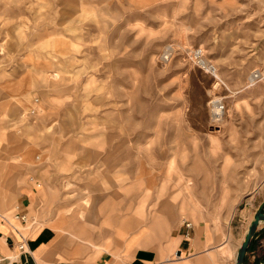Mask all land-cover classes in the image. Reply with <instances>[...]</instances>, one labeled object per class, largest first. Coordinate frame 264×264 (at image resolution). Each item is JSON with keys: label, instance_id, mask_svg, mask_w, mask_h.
I'll return each mask as SVG.
<instances>
[{"label": "rangeland", "instance_id": "rangeland-1", "mask_svg": "<svg viewBox=\"0 0 264 264\" xmlns=\"http://www.w3.org/2000/svg\"><path fill=\"white\" fill-rule=\"evenodd\" d=\"M40 146L49 194L13 220L24 241L66 213L92 235L86 260L175 216L229 231L264 200V0H0L4 180H28L18 156Z\"/></svg>", "mask_w": 264, "mask_h": 264}, {"label": "crops", "instance_id": "crops-1", "mask_svg": "<svg viewBox=\"0 0 264 264\" xmlns=\"http://www.w3.org/2000/svg\"><path fill=\"white\" fill-rule=\"evenodd\" d=\"M39 102L38 98H34L27 113H21V119L29 121L35 119L39 112ZM48 111L52 112L53 108L49 107ZM41 129L42 126L36 132H42ZM65 148L64 152L51 151L55 159H60V163L63 160V154L64 157L70 155L67 153L71 145ZM46 151L45 146H40L38 149L22 148L20 152L24 156L18 157L22 161L20 165H26L29 174L26 181L22 177L18 179L16 175L10 180H4L0 172V264H39L40 262L53 264L61 262L56 261L59 258L71 259L74 252L82 255L78 259L89 262V264H235L239 247L255 214L260 210L264 213L263 200L252 214L246 210L233 217L229 231L224 228L222 235L214 232L205 224H193L192 222L179 224L178 217L175 216L168 222L170 228L163 223H154L140 230L129 229L126 231L129 236L121 246L111 247L110 245L107 247L108 251L106 250L100 256L99 252L95 253L86 260L85 256L88 252L90 253L91 248H85L83 245H93L92 235L90 231L81 230L69 213L54 221L53 228L44 227L39 233L33 230L30 234L32 239L26 241H24V234L28 235L29 230L15 223L22 224L23 222L13 221V216L18 214H24L27 217L33 205L43 203V194L46 196L49 194L46 189L47 183L42 175L48 168ZM51 166L52 168L61 167V165ZM128 223L131 224V222ZM136 225L137 223L132 225V228L137 227ZM56 226H59L60 232L56 231ZM129 226L131 228V225ZM13 230L23 239L24 243L22 239L15 237ZM21 244L26 246V251L19 249L17 252L16 248L18 249ZM12 256L16 258L13 259ZM172 256L176 259H172ZM244 264H264V223L258 224L249 242Z\"/></svg>", "mask_w": 264, "mask_h": 264}, {"label": "built area", "instance_id": "built-area-1", "mask_svg": "<svg viewBox=\"0 0 264 264\" xmlns=\"http://www.w3.org/2000/svg\"><path fill=\"white\" fill-rule=\"evenodd\" d=\"M169 52H171V51L169 50V51H166L164 53V55H163L164 61H169L170 56H171V54ZM197 54H198V56H200L201 52L198 51ZM202 64H204V63H202ZM209 70L212 71L213 67L209 66ZM212 107H213V117H212L213 127H215L216 129H221L222 127H224L227 124V120H228L227 119V109L225 108V105L221 101L213 102ZM33 112L34 111L32 110V113ZM13 217H14L13 218L14 220L21 221L23 223H26V221H27V217L24 214L23 215L18 214V215H15ZM21 247H23L22 244L20 245V249H22ZM53 264H69V263L59 262V263H53Z\"/></svg>", "mask_w": 264, "mask_h": 264}, {"label": "water", "instance_id": "water-1", "mask_svg": "<svg viewBox=\"0 0 264 264\" xmlns=\"http://www.w3.org/2000/svg\"><path fill=\"white\" fill-rule=\"evenodd\" d=\"M259 223H264V213L262 212V210L258 211L255 214L254 219L251 222L244 236L243 242L241 243L239 247L238 253L236 255L235 264H244L246 250L248 248L249 242L252 239Z\"/></svg>", "mask_w": 264, "mask_h": 264}, {"label": "bare ground", "instance_id": "bare-ground-1", "mask_svg": "<svg viewBox=\"0 0 264 264\" xmlns=\"http://www.w3.org/2000/svg\"><path fill=\"white\" fill-rule=\"evenodd\" d=\"M205 62V61H204ZM205 64V63H204ZM206 67H208V66H206ZM213 72L215 71V69H214V67H213V70H212ZM257 74V73H256ZM255 73L254 74H252L250 77H249V82L252 84V83H254V81H255V79H257L258 78V75H256ZM260 76V75H259Z\"/></svg>", "mask_w": 264, "mask_h": 264}]
</instances>
